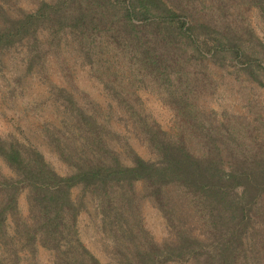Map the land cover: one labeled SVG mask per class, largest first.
Returning a JSON list of instances; mask_svg holds the SVG:
<instances>
[{
    "label": "trees",
    "instance_id": "1",
    "mask_svg": "<svg viewBox=\"0 0 264 264\" xmlns=\"http://www.w3.org/2000/svg\"><path fill=\"white\" fill-rule=\"evenodd\" d=\"M22 1L0 0V53L17 50L23 66L2 74L6 89L18 97L35 73L45 96L24 108H53L28 134L17 118L0 133V264L39 246L53 264H103L79 235L89 201L106 264H264V90L244 87L240 109L210 103L214 65L264 89V40L249 15L254 7L264 22V0ZM78 68L103 101L78 85ZM142 91L171 110L168 126ZM146 204L164 220L160 238Z\"/></svg>",
    "mask_w": 264,
    "mask_h": 264
},
{
    "label": "rangeland",
    "instance_id": "2",
    "mask_svg": "<svg viewBox=\"0 0 264 264\" xmlns=\"http://www.w3.org/2000/svg\"><path fill=\"white\" fill-rule=\"evenodd\" d=\"M34 0H23L22 5L27 8H33L35 6ZM242 4V2H241ZM250 20L255 28V31L264 40V22L258 15V11L252 7L249 11ZM19 52L13 48L10 51L0 53L1 63L0 67V133L12 128L13 124H16V118L19 119L23 125L22 133H29V130L24 126H30L35 129V125H38V120L51 116L52 105L46 104L50 102L48 99L40 102L36 105L35 109L31 107H25L27 102L32 103L35 100L42 99L45 96V86L38 78V75L31 74L26 75L23 82L22 90H20L19 96H11L6 89V82L3 77V73L7 72L10 67H18V72L23 71V66L19 62ZM214 76L217 78V88L212 95L210 103L217 109H240L241 107V95L240 92L246 87L248 90L253 88L258 93L263 92V87L256 81L246 77V73L242 70L235 69L233 65H228L226 68H220L218 66L212 67ZM51 77L57 82H63L61 75L59 74L58 67L53 64ZM75 81L79 86L86 88L90 93L99 101H103V94L100 86L88 75L86 69L78 68L74 75ZM147 108L153 113V115L160 121L163 126H168L171 119V110L162 104L148 91L141 92ZM27 103V104H29ZM26 123V125H24ZM21 134V133H20ZM42 149L46 157L52 162L53 166L60 173H65L69 168L62 163L58 158L54 157L47 146L44 144H38ZM136 149L139 153L147 155L143 147L136 145ZM6 171V167H3ZM80 191L79 186L72 187V195L75 196ZM18 205L22 214L27 212V202L25 197V190H22L18 195ZM146 224L152 230L157 238H160L164 232V220L160 213L151 206L146 204L144 208ZM97 220L95 218L94 205L91 201L88 202V209L84 210L79 216L78 228L79 235L83 242L91 249L99 258L103 264H106L108 259L107 250L105 248L107 237H103L96 228ZM22 264H53V254L50 250L44 249L39 246L34 256H23L21 260ZM166 264H177L171 261Z\"/></svg>",
    "mask_w": 264,
    "mask_h": 264
}]
</instances>
